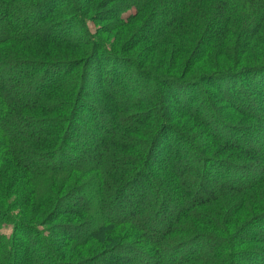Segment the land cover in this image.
I'll return each instance as SVG.
<instances>
[{
    "label": "trees",
    "instance_id": "16d2710c",
    "mask_svg": "<svg viewBox=\"0 0 264 264\" xmlns=\"http://www.w3.org/2000/svg\"><path fill=\"white\" fill-rule=\"evenodd\" d=\"M253 50L264 0H0V264H264Z\"/></svg>",
    "mask_w": 264,
    "mask_h": 264
},
{
    "label": "rangeland",
    "instance_id": "374dc122",
    "mask_svg": "<svg viewBox=\"0 0 264 264\" xmlns=\"http://www.w3.org/2000/svg\"><path fill=\"white\" fill-rule=\"evenodd\" d=\"M123 4V2L122 3H119V9H121V8H123L124 6L122 5ZM208 6V7H207ZM207 6H205V11H207L208 13H206L207 15H203L202 16V19L203 20H205V18H208V16L210 15V7H209V5H207ZM135 13V11H134V9H128L127 11H123V13H121L122 14V17L124 18V19H126L128 16H130L131 14H134ZM89 25V29H90V31L92 32V33H94L96 30H95V26L96 25H94L93 26V24L92 23H89L88 24ZM141 26V25H140ZM99 27V26H98ZM97 27V28H98ZM143 29V28H142ZM131 30H126V33L128 32H130ZM139 33H140V31H138V35H139ZM127 38V37H126ZM137 38V37H136ZM140 38H142V37H140ZM143 40V39H142ZM141 41V40H140ZM242 40H240V42H241ZM143 45L145 46V45H148V46H151L150 45V43L149 44H144V42H143ZM238 46H240V43H238ZM194 48V47H193ZM193 48L192 49H190V50H188V49H185V53H186V50L187 51H189V53L191 54V51L193 50ZM121 49V48H120ZM125 52V53H124ZM252 52V54H250V57L248 58V60H250V61H253V62H251V63H256V62H258V61H256V60H259V59H262V58H264V54H258L257 53V51H255V50H253V51H251ZM121 53H123V54H125V55H123V56H126L125 58H129V59H131L132 61L134 60H138V61H140V63L141 62H143V61H145V67L146 68H144V69H146V70H150V71H153V72H159V73H161L160 71H158L157 70V66L159 65V66H161L159 63H158V60H160V58H161V55H162V53H161V49L160 50H158L156 53H157V56L156 55H154V57L156 56V61L155 62H151L150 60H149V57H147V58H144V55L143 54H141L140 55V53H136L135 52V50H133V51H131V52H127V51H125V49L123 48L122 49V51H121ZM143 53V52H142ZM155 53V54H156ZM221 50H220V47H219V45L217 44L216 45V47H214V49H212L207 55H204V57L203 58H205V60H202V56L198 59V60H196V62L194 63V65L197 63V66L195 65V67H193V70H191L190 71V74L192 75V76H200V75H202V74H204V73H207V72H210V71H212L211 70V68H215L214 66L215 65H218V64H222L225 68H226V65L224 64L225 62H226V58H227V54L226 53H223L222 55H221ZM229 55H233V54H229ZM235 56H236V54H234ZM185 56V57H184ZM184 56H182V58H181V60H182V64H181V66H180V68H184L185 67V64L186 65H188V61L189 60H191L192 58L190 57V55H188V56H186V54H184ZM223 57V58H222ZM259 57V58H258ZM153 59H155V58H153ZM228 60H230V58H227V61ZM229 62V61H228ZM210 65V64H212L210 67H206V65ZM193 65V66H194ZM229 65H231V64H229ZM234 66L232 65V66H229V68H233ZM205 68H207V70L205 69ZM206 70V71H205ZM156 72V73H157ZM92 75L89 77V79H88V81H87V84L92 88V89H97L98 87H97V85L94 83V80H96L97 79V76H95V75H97V74H95V72L92 70ZM158 73V74H159ZM131 76V74H129V77ZM126 79H127V76H126ZM121 80V79H120ZM125 81V80H124ZM125 84H126V86H129L130 85V83H128V82H125ZM250 85L253 87L254 86V83H253V81H252V79L250 80ZM100 90V89H99ZM255 105V103H252V107ZM98 113V112H97ZM101 116H102V114H101ZM98 121H100V122H102V123H104L105 122V118H104V115H103V118H99V120ZM84 122V121H83ZM87 122V121H86ZM231 122V121H230ZM82 126H85V125H87V123H80ZM91 131H90V129L88 130H86V131H84V135L85 136H88L89 134H91L90 133ZM87 142H88V140H87ZM169 212V214L168 215H170V214H172V210H171V208L168 210ZM15 215V214H14ZM3 233H5V234H7V235H10L11 233H12V228L11 227H7V228H5V230L3 231ZM33 248V247H32ZM31 248V250H32V256L33 257H35L36 256V253L33 251V249ZM244 264V263H243Z\"/></svg>",
    "mask_w": 264,
    "mask_h": 264
}]
</instances>
